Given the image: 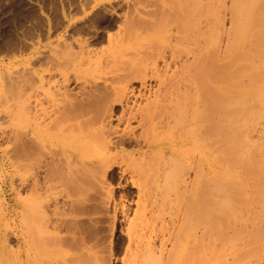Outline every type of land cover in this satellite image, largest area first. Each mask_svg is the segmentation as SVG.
Here are the masks:
<instances>
[{
  "label": "bare ground",
  "instance_id": "bare-ground-1",
  "mask_svg": "<svg viewBox=\"0 0 264 264\" xmlns=\"http://www.w3.org/2000/svg\"><path fill=\"white\" fill-rule=\"evenodd\" d=\"M137 4V16L109 35L107 49L81 39L55 49L49 70L59 71L62 79L50 76L47 84L58 88H44L42 76L37 79L38 87L54 91L49 114H38L34 100H19L26 118L18 113L13 131L17 187L28 185L36 205L42 197L53 200L51 213L57 217L45 220L43 229L50 224L72 233L75 264L106 260L104 247L79 241L82 214L76 205L95 199L111 202L116 165L120 179L131 169L138 180L146 179L145 189L149 182L163 188L160 194H149L152 212L172 205L173 191L182 188L190 194L180 226L162 223L147 234L142 218L137 223L143 232L136 219L130 221L126 247L120 242L108 249L112 254L125 249L124 263L226 264L225 254L233 250L238 256L246 243L262 249L264 229L247 219L262 214L253 209L264 201V0ZM223 11L230 14L229 29L222 27ZM68 63L72 67L65 66ZM34 81L22 76L16 89L38 88ZM75 81L91 88L78 95L69 88ZM94 99L99 103H92ZM133 120L141 131L130 127ZM179 144L196 153L192 163L180 162ZM187 167L195 172L193 179L184 174ZM60 196L67 208L57 206ZM124 206L122 199L115 202V215L118 208L125 211ZM36 215L37 221L46 218L43 209L37 208ZM227 224L237 228L230 238H224ZM31 228L30 264H47L41 246L47 243L45 238L40 241L36 220ZM213 233L231 248H218L219 237Z\"/></svg>",
  "mask_w": 264,
  "mask_h": 264
},
{
  "label": "rangeland",
  "instance_id": "rangeland-1",
  "mask_svg": "<svg viewBox=\"0 0 264 264\" xmlns=\"http://www.w3.org/2000/svg\"><path fill=\"white\" fill-rule=\"evenodd\" d=\"M139 1L141 0H0V264H30L28 247H30L32 237L31 226L35 220L39 226L40 241L42 242L43 238L46 239L44 241L47 243L46 246L43 244L41 246L45 252L47 251L45 258L47 264H75L71 262L75 256L74 244L71 239L72 233L67 232L63 227L62 229H55L50 224L48 228L43 229L45 220H55L57 217L51 213L54 208L53 200L49 201L46 197H42L39 205H36L31 203L28 185L17 187L19 182L15 180L13 131L18 113L22 112L20 117L23 120L26 118L24 107L21 108L18 104L19 100L29 98L38 105V114H49L52 109L54 91H46L44 88L49 86L52 87V90L58 88L55 87L56 84L54 83L47 84L50 76L53 77V80L59 79L61 81L60 79H62L59 71L56 69L49 70L50 57L55 49H60L65 41L75 39L87 41L96 49H107L109 47V35L118 32L120 27L124 26V21L127 18L137 16L133 4L138 6ZM223 12L225 20L222 27L229 29L231 26L230 14L227 11ZM226 37H228L226 34L223 35L222 49L226 45L228 39H225ZM65 66L72 67V64L68 63ZM22 76L26 79L33 77L37 87V79L42 76L41 81L44 88L41 86L38 88L24 87L23 90L21 88L17 90L16 82ZM103 85L104 83H99L98 86H102L99 89H103ZM69 88L73 89V92H79L78 95H80V92L89 91L91 86L84 85L82 81H75L69 84ZM143 100L141 105L146 102L145 98ZM92 103H99V100L94 99ZM130 127L135 128L138 132L142 130L138 120L131 121ZM179 146L180 162L182 164L192 163L196 154L193 149L188 150L185 145L179 144ZM119 167L117 165L114 167L117 177L110 181L113 189L111 202L103 203L95 199L85 204L76 205L82 214L80 234L79 236L78 233L76 235L81 242L86 241L106 249L104 252L106 260L100 264H126L122 259L125 257V249L120 252L114 250L113 254L109 253L108 249L110 246L117 247L120 242L123 243L122 248L126 247L128 237L126 230L133 219H136L135 223L139 230L142 228V226L139 227L140 223L147 226L143 227L144 230L147 229L145 230L147 233L162 223L171 224L173 222L180 226L188 213H185V209H187V201L185 202V200L186 198L189 200L190 194L187 196L188 194L184 193L182 188L177 192L173 191L172 205L163 210L157 209L159 211L156 210L153 213L150 208L153 197L149 194H160L163 188L149 182L145 189L146 184L144 182L146 179L138 180V174L131 169L126 172L127 174L125 173L123 179H120ZM184 174L191 176V179L195 176V172L189 167L184 170ZM120 181L121 184H119ZM139 183L142 185L139 186ZM251 188L253 189V187L249 189ZM182 193L186 196H182ZM64 199L61 196L58 199L57 206L60 209L68 207V205L64 206ZM121 199L125 202L126 207H123L125 211L118 208L115 215V202H119ZM257 205L258 207H256ZM139 206L140 211L138 210ZM37 208L45 210L46 218L37 221ZM2 209H5L6 212H1ZM253 210L262 211V214L257 217L246 218L247 222L249 221L250 225H254L253 221H255V225L259 224L264 229V201L255 204ZM135 212H138V218ZM149 212L153 213L154 216ZM114 216H116V220H114ZM93 218H97L99 221L96 223L92 221ZM141 218L140 223H137ZM151 218L154 219L151 220ZM146 221L150 224L148 225ZM194 222L197 221L194 220ZM225 229L224 238L228 236L230 238L234 232L236 233L232 230L237 228L233 224H227ZM249 229H251L250 226ZM141 231L143 232V230ZM213 235L219 237L216 245L218 248H225L224 245L228 244L226 247L231 248L230 245L232 244H226V241L218 233H213ZM248 238L246 236L244 239ZM248 245L246 243L245 247L239 249L241 253L238 256L237 252L233 250L227 252L225 254V259L228 260L226 264H242L243 262L244 264H264V260L260 261L264 258V254H262L264 247L258 250L252 245L250 247ZM247 247L252 250L255 249V253L250 254L252 250L249 251ZM19 250L24 253L20 255ZM253 255L255 256L253 257ZM238 257L242 258L238 259ZM244 258L246 260L241 261ZM109 259L112 261L111 263L107 262ZM247 259H249L248 262Z\"/></svg>",
  "mask_w": 264,
  "mask_h": 264
}]
</instances>
